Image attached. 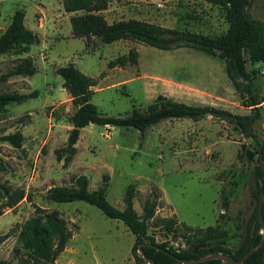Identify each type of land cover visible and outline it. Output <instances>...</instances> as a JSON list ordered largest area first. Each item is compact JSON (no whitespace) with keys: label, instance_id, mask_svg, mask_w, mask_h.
Instances as JSON below:
<instances>
[{"label":"rangeland","instance_id":"rangeland-1","mask_svg":"<svg viewBox=\"0 0 264 264\" xmlns=\"http://www.w3.org/2000/svg\"><path fill=\"white\" fill-rule=\"evenodd\" d=\"M19 8L25 11L27 27L45 23L37 24L39 42L28 53L0 57V75L27 55L36 67L33 75L0 80V96L27 95L20 103L0 108V136L22 135L19 147L0 140V261L14 264L27 254L19 232L39 207L57 211L72 232L55 264L134 263L131 248L135 237L122 221L84 201L55 203L46 198L50 187L72 185L79 175L88 178L91 190L106 183V199L119 209L124 207L125 189L133 184L138 214L147 198L155 199L156 218L175 217L182 232H186L185 226L218 225L228 232L220 243L235 250L255 207L251 191L257 183V155L253 160L245 155L246 149L253 148V140L211 116L166 119L143 133L132 127L90 123L80 129L76 150L69 154L65 148L75 106L55 69L73 63L93 77L91 102L103 114L123 116L133 106L143 109L163 94L236 114L258 112L253 133L263 140L264 61L246 62L254 94L261 100L256 111L242 104L224 63L215 56L191 47L164 50L131 40L105 44L94 39L86 48L84 39L72 36L69 17L73 13L64 11L62 0H0V34ZM249 12L264 19V0H252ZM103 15L108 22L135 18L211 37L228 28L223 6L206 0H109ZM130 48L137 50V64L108 66L110 60L127 55ZM21 191L24 197L18 199ZM222 195L229 206L219 217ZM149 232L158 242L186 247L182 237L166 232L159 220Z\"/></svg>","mask_w":264,"mask_h":264},{"label":"trees","instance_id":"trees-1","mask_svg":"<svg viewBox=\"0 0 264 264\" xmlns=\"http://www.w3.org/2000/svg\"><path fill=\"white\" fill-rule=\"evenodd\" d=\"M223 6L225 18L228 22L226 32L217 37L206 34L169 28L157 23L141 19L129 18L108 22L103 11L107 9L109 0H62L65 12L73 13L69 17L73 37L82 38L85 47L92 45L94 39L101 43L109 44L119 40H131L158 49L170 50L176 47H191L205 54L215 56L224 63V70L231 85L239 93L242 104L257 111L261 102L254 94L253 76L246 68V62L264 61V19H256L249 12L252 0H206ZM79 12V13H78ZM25 11L17 9L11 15L9 25L0 34V57L6 53L21 55L28 53L30 47L39 42L36 32L28 28L25 23ZM138 53L135 48H130L127 55H121L108 62L110 68L127 64H137ZM36 71L33 58L29 55L20 58L19 62L8 72L0 75V80H5L14 75L30 76ZM62 78V87L69 93L71 103L75 106L70 116L71 128L67 135L65 150L74 154L80 129L90 123L101 126H116L135 128L143 133L147 128L166 119L190 118L199 120L206 116L215 117L231 124L245 137L251 138V148L245 150L248 159L253 160L257 155L255 167L256 187L251 195L255 200L254 210L249 215L244 227L242 240L239 246L232 250L220 243L227 237L226 229L216 225L205 228L192 229L186 227L182 232L177 224V219L156 218L155 210L157 201L147 198L138 214L133 205L135 186H127L123 196L124 207L119 209L106 199L107 184L100 185L97 189H89V181L85 175L74 178L72 185H56L48 189L46 198L55 203L84 201L96 206L104 215L111 219L120 220L135 237L131 253L133 264H150L147 258L154 260L155 264H232L213 258L194 263H183L182 260H194L209 254L221 252L229 254L235 259L241 258L251 246H257L263 237L258 216V201L264 191V172L258 158L259 140L253 133V124L259 113L236 114L229 110L212 105H190L177 101L163 94L156 97L143 109L133 106L123 116H110L103 114L91 102L96 81L93 77L80 71L73 63L58 66L55 69ZM27 95L3 94L0 96V108L10 102L20 103ZM0 140L9 141L19 147L22 135L19 132L0 136ZM245 148V145L242 144ZM264 162V145L262 146ZM67 158H65L66 161ZM24 193L17 194L22 199ZM229 201L221 196L223 217L228 210ZM264 220V202L261 208ZM159 220L163 229L175 237H182L185 248L169 245L167 242H158L154 234L149 232V227ZM72 235L66 221L57 211L47 212L42 208L36 209V214L28 218L21 226L19 236L27 250L25 256H20L14 264H55L59 254L65 249ZM3 240L0 237V242ZM142 244L143 257L138 250ZM0 264H8L0 261ZM241 264H264V245L254 250Z\"/></svg>","mask_w":264,"mask_h":264},{"label":"water","instance_id":"water-1","mask_svg":"<svg viewBox=\"0 0 264 264\" xmlns=\"http://www.w3.org/2000/svg\"><path fill=\"white\" fill-rule=\"evenodd\" d=\"M264 145V139L261 141L259 147H258V158H259V162H260V166L264 172V162H263V155H262V146ZM264 202V191L262 192L259 201H258V216H259V221H260V229L262 230L263 233V237L260 240L259 244L257 246H251L249 248V250L239 259H235L233 258L231 255L229 254H224L221 252H217V253H213V254H209L207 256L204 257H200L198 259H194V260H182L181 262L183 263H194V262H200V261H204V260H208V259H213V258H217L220 259L224 262H228V263H232V264H241L254 250L258 249L259 247L264 245V220L261 214V208H262V204ZM138 250L139 253L143 256V251H142V244H139L138 246ZM148 263L150 264H155L154 260L151 258H147Z\"/></svg>","mask_w":264,"mask_h":264},{"label":"crops","instance_id":"crops-1","mask_svg":"<svg viewBox=\"0 0 264 264\" xmlns=\"http://www.w3.org/2000/svg\"><path fill=\"white\" fill-rule=\"evenodd\" d=\"M20 9V8H19ZM17 10V9H16ZM43 23H45V22H35V24H34V26H30V27H28V28H30L31 30H33V31H35V32H38L39 31V27H38V25H41V26H43ZM38 24V25H37Z\"/></svg>","mask_w":264,"mask_h":264}]
</instances>
